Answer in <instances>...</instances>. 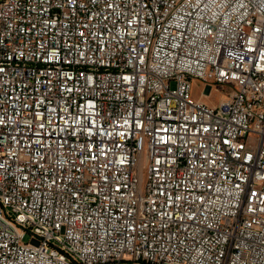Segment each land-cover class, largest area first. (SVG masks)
I'll use <instances>...</instances> for the list:
<instances>
[{"label":"built area","instance_id":"2783aa9c","mask_svg":"<svg viewBox=\"0 0 264 264\" xmlns=\"http://www.w3.org/2000/svg\"><path fill=\"white\" fill-rule=\"evenodd\" d=\"M0 264H264V0H0Z\"/></svg>","mask_w":264,"mask_h":264},{"label":"rangeland","instance_id":"374dc122","mask_svg":"<svg viewBox=\"0 0 264 264\" xmlns=\"http://www.w3.org/2000/svg\"><path fill=\"white\" fill-rule=\"evenodd\" d=\"M195 92H197V95H205L204 100H213V101H222L225 98V91L222 90L220 86H213L212 91L210 95H207L206 92V86L199 83L195 82ZM26 241H29V238L26 239Z\"/></svg>","mask_w":264,"mask_h":264},{"label":"crops","instance_id":"0c3cea01","mask_svg":"<svg viewBox=\"0 0 264 264\" xmlns=\"http://www.w3.org/2000/svg\"><path fill=\"white\" fill-rule=\"evenodd\" d=\"M195 85H196V83H195ZM195 95H196L198 98H202L201 95H197V92H195ZM205 101H207L208 103H210V104L213 105V106L219 104V102H220V101L218 102V101H213V100H205Z\"/></svg>","mask_w":264,"mask_h":264}]
</instances>
